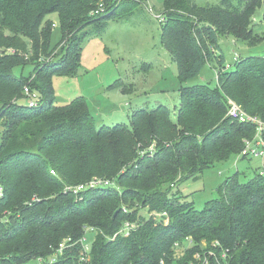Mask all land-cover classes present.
<instances>
[{"label":"trees","instance_id":"obj_1","mask_svg":"<svg viewBox=\"0 0 264 264\" xmlns=\"http://www.w3.org/2000/svg\"><path fill=\"white\" fill-rule=\"evenodd\" d=\"M263 5L264 0L202 5L196 0H166L160 21L162 43L177 63L181 82L176 119L167 106L159 105L132 111L129 123L99 126L84 96L55 103L53 79L78 72L82 39L91 34L85 29L96 23L94 32H105L108 19L99 20L116 13L120 4L0 0V182L5 185L0 212L16 215L17 209L32 207L23 202L33 194L41 198L33 204L39 210L17 220L13 233L4 239L0 264L47 257L68 238L62 253L48 264H160L161 260L192 264L197 261L195 253L207 249L217 254L216 259L209 257V264H226L220 248L228 251L227 264H264V171L246 182L240 181L239 173L227 177L217 190L219 198L202 210L187 195L176 197L179 184L200 178L206 168L236 155L249 158L240 153L245 139L256 135V125L226 116L228 98L264 121V56L237 58L234 68H227L220 38L227 35L249 46L260 44L264 35L256 30L254 17ZM53 12L58 13L62 30L54 48L51 37L56 25L47 19ZM174 14L185 16L179 19ZM62 42L66 44L52 56ZM206 63L217 70V89L183 85L199 76ZM27 64L34 66L30 75L17 77L15 68ZM25 88L37 94V105L29 104ZM150 142L156 146L154 155L138 160ZM95 177L112 180L113 185L61 193L68 185L86 184ZM127 181L134 188L131 194L124 187ZM57 189L60 193L52 197ZM138 198L142 207L166 211L168 216L141 219L130 236L111 240L125 221L138 218L125 213L120 201ZM87 229L97 234L85 251L80 239ZM186 236L194 245L177 249L175 243ZM216 241L221 246L215 247Z\"/></svg>","mask_w":264,"mask_h":264},{"label":"rangeland","instance_id":"obj_2","mask_svg":"<svg viewBox=\"0 0 264 264\" xmlns=\"http://www.w3.org/2000/svg\"><path fill=\"white\" fill-rule=\"evenodd\" d=\"M165 1L118 0L116 1L117 4H120L118 12L108 13L106 16L109 17L99 20V23H102L103 19H108L109 24L105 32L96 34L94 31L97 24L89 25L85 30L91 32V34L85 35L82 39L83 50L78 72L75 75L61 74L54 76L55 103L64 104L78 96H84L96 119V124L99 126L101 124L113 126L119 123H129L128 116L132 111L139 108L154 109L159 105L167 106L170 109L172 119H176V110L181 103V82L178 66L171 52L162 43V25L160 20L153 15V13L166 12L164 10ZM196 2L200 5L205 3L215 4L218 0H196ZM172 16L181 19L185 15L174 14ZM47 19L56 25L51 37V45L54 48L62 38L59 15L53 12L47 16ZM254 22L257 24L256 30L264 35V5L257 9ZM64 44L66 43L62 42L57 49H54L52 56H57L60 52L59 49H62ZM220 46L226 58L225 66L227 68H234L236 57L264 56V40L256 46H249L246 43L237 42L233 36L223 35L220 38ZM33 68L32 64H27L24 67L19 66L15 68L14 74L17 77L22 74L28 77ZM197 84L217 89V70L214 65L206 63L199 76L185 82L183 85L193 86ZM125 87L127 91L123 92L122 89ZM155 147L151 142L143 147L140 152L141 158L138 160L147 157L148 154L153 156ZM260 171H264V155L249 158H239L236 155L227 161L218 162L214 166L206 168L200 178L189 179L179 184L176 197L187 195V199L194 203V207L197 210H202L208 201L219 198L217 190L227 177L239 173L240 181L246 182L256 172L259 173ZM52 173L54 174V171ZM134 174H136L135 171ZM130 176L124 177V179L127 180ZM0 184L5 189V185L2 182ZM75 186L68 185L62 188L61 193L67 196V194H70L68 188L71 187L72 191ZM124 187L129 194L134 191L133 186L128 181L125 182ZM115 188L119 189V186L115 185ZM59 193L60 189H57L52 197L57 196ZM40 200L41 198L38 195L33 194L31 200L23 202L24 206L32 207H21L17 209L16 215H14V212L11 213L10 210L0 212V223L2 224L0 225L1 248L6 245L3 242L4 239L9 238V235L13 233L12 228L16 225V221L39 210L40 207L33 206V204ZM124 201L125 199L120 201L121 205L124 206L123 211L136 214L138 216L136 220L130 219L136 224L141 219V221H147L154 218L155 212L160 213L157 210L142 207L141 198H138L136 202L131 200L130 203H124ZM9 214L12 216H9ZM121 217L126 216L122 215ZM96 234L92 229L86 230V245L89 249L95 240ZM116 238L113 237L111 240ZM202 243L207 242L202 241ZM53 256H55V252L44 257L46 264ZM38 263V258H32L26 262H16L14 264Z\"/></svg>","mask_w":264,"mask_h":264},{"label":"built area","instance_id":"obj_3","mask_svg":"<svg viewBox=\"0 0 264 264\" xmlns=\"http://www.w3.org/2000/svg\"><path fill=\"white\" fill-rule=\"evenodd\" d=\"M116 1H118V0H116ZM153 15L157 19H159L160 21L164 20V16L162 15V13H160V14H154L153 13ZM10 53L14 54V53H16V50L10 49ZM235 59H237V57ZM25 94L28 95L27 100L31 106L37 105V102H38L37 94L30 92L29 88H25ZM227 114L234 121H238V122H242V123H252V124L256 125V129H257L256 135L252 139H245V146L242 149L240 156H246V157H261V156H263L264 155V121L261 120L259 117L253 116L250 113H248L240 104H238L232 98H228V113ZM101 185L102 186H112L113 182H112V180L110 181L107 179L95 177L90 182H88L86 184H80L78 186H75L72 189V191L74 193H78V192H80V191H82L88 187H96V186H101ZM68 189L71 190V187ZM4 195H5V189L0 184V202H1V199L4 197ZM154 215H155V218L156 217L165 218L168 216L166 211L160 212L159 214L155 212ZM166 221H168V220H166ZM137 225L138 224H136L135 222L127 220L124 222V224L121 226L119 231L113 237H117V236L128 237L133 232H135V230L137 229ZM184 238L185 239L182 242H176L175 243V247L177 249H179V248L186 249L187 247H192L194 245L195 242L191 236H186ZM69 241H71V238H68V239L64 240L62 243H60L58 249L55 251V256H53L50 259L52 260V259L56 258L58 256V254H61L63 249L67 246L66 244ZM80 243L82 244V247L85 251L90 250L88 248V246L86 245V237L85 236L80 239ZM204 244H206V243H204ZM206 245H205V247H207ZM213 245L215 247H218V246H221V243L219 241H216L213 243ZM220 255L222 256V259L227 264L228 263V260H227L228 251L220 248ZM209 257H212L214 259L217 258V254L213 249L204 250L203 254H201V252L200 253L196 252L195 258L197 259V261L192 263V264H209ZM38 260H39L38 264H46L44 257H39ZM160 264H166V262L164 260H161Z\"/></svg>","mask_w":264,"mask_h":264},{"label":"water","instance_id":"obj_4","mask_svg":"<svg viewBox=\"0 0 264 264\" xmlns=\"http://www.w3.org/2000/svg\"><path fill=\"white\" fill-rule=\"evenodd\" d=\"M116 215V214H115Z\"/></svg>","mask_w":264,"mask_h":264}]
</instances>
